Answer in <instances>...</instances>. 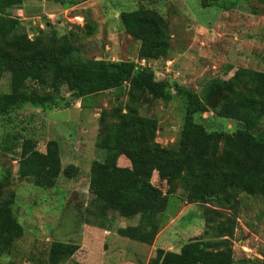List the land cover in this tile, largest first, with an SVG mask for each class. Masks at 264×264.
Instances as JSON below:
<instances>
[{
	"label": "rangeland",
	"instance_id": "rangeland-1",
	"mask_svg": "<svg viewBox=\"0 0 264 264\" xmlns=\"http://www.w3.org/2000/svg\"><path fill=\"white\" fill-rule=\"evenodd\" d=\"M221 3L224 6L203 7L201 0H83L66 6L61 0H21L11 12L21 20L29 38L39 33L67 34L74 47L67 56L69 62L134 60L137 67L148 68L155 80L167 82L172 99L146 95L138 111L157 119L155 140L169 147L179 140L185 114V100L175 94L173 84L199 93L210 79L228 78L239 67L264 71V0ZM140 7L152 8L168 21L170 46L166 56L138 58L139 40L126 32L120 13ZM54 79L55 75L47 72L41 82L29 83L40 93L51 92L52 102L42 107L25 104L0 117V194L1 198L13 194V210L24 228L23 236L11 246L0 247V264H48V249L55 240L80 247L61 264H147L158 248L179 251L191 239H221L216 236V226L232 217L234 231L222 238L232 246L233 264L264 259V200L258 194L240 192L233 206L218 208L210 203H190L184 190L177 188L167 195V207L158 214L159 231L151 244L117 234L118 227L137 224L139 215L122 217L113 210L100 214L89 171L91 162L102 160L105 154L95 146L100 113L128 101V84L85 97L82 104V99L65 86L52 90ZM8 90L9 74L5 73L0 93ZM201 116L208 130L232 132L239 126L212 110ZM6 134H15L20 140L31 137L41 151L49 140H55L62 169L73 164L74 176L67 177L61 171L53 187L35 186L29 177L17 174L20 148L6 143ZM238 149L234 137L213 139L210 155L237 153ZM117 163L129 165L123 155ZM151 181L166 193L167 185L156 173ZM207 208L217 209V214L210 215V223L205 221Z\"/></svg>",
	"mask_w": 264,
	"mask_h": 264
},
{
	"label": "trees",
	"instance_id": "trees-1",
	"mask_svg": "<svg viewBox=\"0 0 264 264\" xmlns=\"http://www.w3.org/2000/svg\"><path fill=\"white\" fill-rule=\"evenodd\" d=\"M81 1L61 0L66 6ZM19 3L21 0H0V79L9 74V90L0 93L1 118L25 104L42 107L52 102L51 92L40 93L29 87V83L41 82L47 72L55 75L52 90L65 86L82 99V104L85 97L128 84V101L100 113L95 146L105 154L102 160L91 162L89 171L100 214L113 210L122 217L139 215L137 224L118 227L117 234L151 244L159 231L158 214L167 207V195L177 188L184 190L190 203H210L218 208L233 206L240 192L258 194L264 200V71L239 67L228 78L210 79L199 93L173 84L175 94L185 100V114L177 143L162 146L155 140L157 119L140 114L138 106L146 95L171 100L169 84L155 80L148 68L137 67L134 60L69 62L67 56L74 47L68 35L39 33L29 38L21 20L11 12ZM201 5L224 6L221 0H201ZM120 18L126 32L139 40V59L167 55L169 23L160 13L140 7L121 11ZM207 110L233 119L239 126L232 132L208 130L200 121ZM232 137L239 142L237 153L210 155L213 139ZM4 139L20 148L17 174L29 177L35 186L53 187L61 171L67 177L74 176L73 164L62 169L55 140H49L41 151L31 137L20 140L15 134H6ZM7 146L1 148L7 150ZM121 155L129 165L117 163ZM155 173L167 185L166 193L151 181ZM13 203V194L8 198L0 194V247L11 246L24 233ZM212 213L217 214V209L205 210L207 223ZM235 223V217L218 223L216 236L221 239L217 241L195 238L183 243L179 251L158 248L147 264H233L232 246L222 237L232 235ZM79 248L73 242L52 241L46 261L64 263ZM253 263L264 264V259Z\"/></svg>",
	"mask_w": 264,
	"mask_h": 264
},
{
	"label": "water",
	"instance_id": "water-1",
	"mask_svg": "<svg viewBox=\"0 0 264 264\" xmlns=\"http://www.w3.org/2000/svg\"><path fill=\"white\" fill-rule=\"evenodd\" d=\"M212 194H208V196H211Z\"/></svg>",
	"mask_w": 264,
	"mask_h": 264
},
{
	"label": "crops",
	"instance_id": "crops-1",
	"mask_svg": "<svg viewBox=\"0 0 264 264\" xmlns=\"http://www.w3.org/2000/svg\"><path fill=\"white\" fill-rule=\"evenodd\" d=\"M21 11H22V9H20ZM22 13H23V11H22Z\"/></svg>",
	"mask_w": 264,
	"mask_h": 264
}]
</instances>
